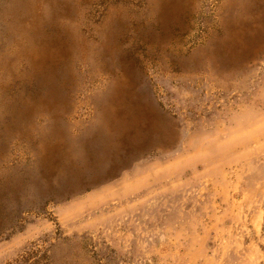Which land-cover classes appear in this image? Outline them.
I'll return each instance as SVG.
<instances>
[{"label":"rangeland","instance_id":"374dc122","mask_svg":"<svg viewBox=\"0 0 264 264\" xmlns=\"http://www.w3.org/2000/svg\"><path fill=\"white\" fill-rule=\"evenodd\" d=\"M262 220L264 0H0V264H264Z\"/></svg>","mask_w":264,"mask_h":264},{"label":"crops","instance_id":"0c3cea01","mask_svg":"<svg viewBox=\"0 0 264 264\" xmlns=\"http://www.w3.org/2000/svg\"><path fill=\"white\" fill-rule=\"evenodd\" d=\"M262 222H264V221L262 220ZM263 227H264V225L261 226V229H262V230H263ZM261 229H260V230H261ZM260 233H261V231H260Z\"/></svg>","mask_w":264,"mask_h":264}]
</instances>
